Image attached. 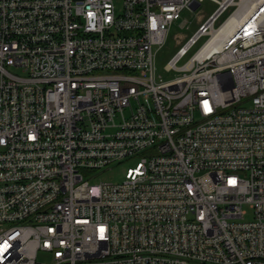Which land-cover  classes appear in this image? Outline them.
<instances>
[{"label": "built area", "instance_id": "obj_1", "mask_svg": "<svg viewBox=\"0 0 264 264\" xmlns=\"http://www.w3.org/2000/svg\"><path fill=\"white\" fill-rule=\"evenodd\" d=\"M201 1L0 0V264H264V0L155 73Z\"/></svg>", "mask_w": 264, "mask_h": 264}, {"label": "rangeland", "instance_id": "obj_2", "mask_svg": "<svg viewBox=\"0 0 264 264\" xmlns=\"http://www.w3.org/2000/svg\"><path fill=\"white\" fill-rule=\"evenodd\" d=\"M112 2L118 11L122 0H112ZM215 7L216 4L212 0H202L197 8H185L182 10L181 16L176 19L169 27L164 43L156 49L154 59L156 75H160L163 79L168 80L183 73V71H176L174 69L167 70L165 67L166 63L173 56L179 46L186 41L188 36H190L195 31L197 26L215 9ZM233 8L234 6L225 11L215 22V25H217ZM205 39L206 36L200 37L198 41L188 49L187 53L178 59L177 65H182L189 58V56L204 42ZM134 162L135 159H130L128 163H113L108 168L98 170L94 176L90 178V182H121L124 179L126 167L129 164H133ZM83 172L85 173V171ZM245 207L248 209L247 206Z\"/></svg>", "mask_w": 264, "mask_h": 264}, {"label": "bare ground", "instance_id": "obj_3", "mask_svg": "<svg viewBox=\"0 0 264 264\" xmlns=\"http://www.w3.org/2000/svg\"><path fill=\"white\" fill-rule=\"evenodd\" d=\"M253 0H242L240 7L229 16L224 23H222L216 30L213 32L211 39L208 41V46L206 49L213 50L219 46V40L230 32L237 24L241 23L244 15L249 10V5Z\"/></svg>", "mask_w": 264, "mask_h": 264}]
</instances>
